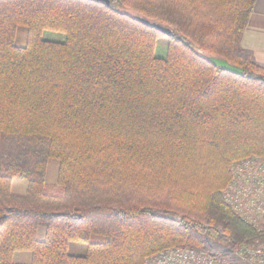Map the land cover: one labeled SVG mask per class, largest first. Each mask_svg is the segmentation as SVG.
<instances>
[{
  "label": "trees",
  "instance_id": "16d2710c",
  "mask_svg": "<svg viewBox=\"0 0 264 264\" xmlns=\"http://www.w3.org/2000/svg\"><path fill=\"white\" fill-rule=\"evenodd\" d=\"M254 3L0 0V264L17 250L32 251L30 264H143L168 247L264 243V224L222 197L232 161L264 156V65L240 46ZM45 29L65 41L43 39ZM157 35L165 57L154 55ZM70 240L86 254L67 253Z\"/></svg>",
  "mask_w": 264,
  "mask_h": 264
},
{
  "label": "built area",
  "instance_id": "2783aa9c",
  "mask_svg": "<svg viewBox=\"0 0 264 264\" xmlns=\"http://www.w3.org/2000/svg\"><path fill=\"white\" fill-rule=\"evenodd\" d=\"M222 197L242 220L264 224V156L250 155L230 164V179ZM238 256L249 264H264V243L242 247L230 254L192 247H168L148 255L143 264H238Z\"/></svg>",
  "mask_w": 264,
  "mask_h": 264
},
{
  "label": "rangeland",
  "instance_id": "374dc122",
  "mask_svg": "<svg viewBox=\"0 0 264 264\" xmlns=\"http://www.w3.org/2000/svg\"><path fill=\"white\" fill-rule=\"evenodd\" d=\"M27 29L24 26H18L14 38L15 45H25ZM41 37L45 40L63 42L66 39L65 33L56 30L45 29L41 32ZM156 44L154 47V55L156 57H165L167 52V40L162 35H157ZM58 161L55 158H49L47 161L46 182L53 183L56 181L55 172L57 170ZM27 186L26 180L20 178H13L11 183V191L16 194L25 192ZM44 222L38 223L36 238L43 239ZM214 251H222V247L214 245ZM87 251V243L82 241L70 240L67 243L66 252L73 255H85ZM32 259L31 250H17L12 254L11 262L13 264H30ZM238 264H249L250 262L242 256H238Z\"/></svg>",
  "mask_w": 264,
  "mask_h": 264
},
{
  "label": "crops",
  "instance_id": "0c3cea01",
  "mask_svg": "<svg viewBox=\"0 0 264 264\" xmlns=\"http://www.w3.org/2000/svg\"><path fill=\"white\" fill-rule=\"evenodd\" d=\"M240 46L264 65V0H255L240 38Z\"/></svg>",
  "mask_w": 264,
  "mask_h": 264
},
{
  "label": "water",
  "instance_id": "95a60500",
  "mask_svg": "<svg viewBox=\"0 0 264 264\" xmlns=\"http://www.w3.org/2000/svg\"><path fill=\"white\" fill-rule=\"evenodd\" d=\"M96 2H105L106 5L109 4V0H94ZM135 19L140 22L141 24L154 28L155 30L159 31L160 33L170 36L173 32L172 28H170L167 25L161 24L160 22H157L152 19H148L146 17H143L141 15H135ZM208 61L212 63L213 65H216L220 68H222L225 71L234 73V74H242V69L240 67L234 66L230 64L227 60L223 58H217L213 56H208Z\"/></svg>",
  "mask_w": 264,
  "mask_h": 264
}]
</instances>
